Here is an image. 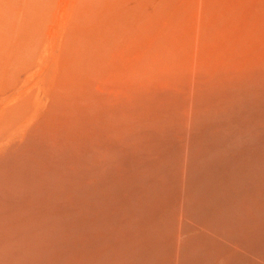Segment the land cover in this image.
I'll list each match as a JSON object with an SVG mask.
<instances>
[{
	"label": "bare ground",
	"instance_id": "6f19581e",
	"mask_svg": "<svg viewBox=\"0 0 264 264\" xmlns=\"http://www.w3.org/2000/svg\"><path fill=\"white\" fill-rule=\"evenodd\" d=\"M0 264H264V0H0Z\"/></svg>",
	"mask_w": 264,
	"mask_h": 264
}]
</instances>
